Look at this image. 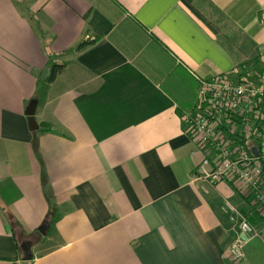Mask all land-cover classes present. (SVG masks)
Wrapping results in <instances>:
<instances>
[{
    "label": "crops",
    "instance_id": "1",
    "mask_svg": "<svg viewBox=\"0 0 264 264\" xmlns=\"http://www.w3.org/2000/svg\"><path fill=\"white\" fill-rule=\"evenodd\" d=\"M259 3L0 0V264H264L254 214L228 257L243 203L195 177L181 119L193 75L264 68Z\"/></svg>",
    "mask_w": 264,
    "mask_h": 264
},
{
    "label": "built area",
    "instance_id": "2",
    "mask_svg": "<svg viewBox=\"0 0 264 264\" xmlns=\"http://www.w3.org/2000/svg\"><path fill=\"white\" fill-rule=\"evenodd\" d=\"M259 2L264 25V0ZM243 70L237 66L209 78L193 75L198 83L196 103L181 119L200 153L195 177L229 183L264 216V72L249 70L241 77ZM223 204L234 233L228 257L239 262L244 257L243 236L253 234V229L238 206L228 200Z\"/></svg>",
    "mask_w": 264,
    "mask_h": 264
},
{
    "label": "trees",
    "instance_id": "3",
    "mask_svg": "<svg viewBox=\"0 0 264 264\" xmlns=\"http://www.w3.org/2000/svg\"><path fill=\"white\" fill-rule=\"evenodd\" d=\"M86 45H88V43L86 42V43H82V44H80V45H78V48H82V47H84V46H86ZM62 66H53V73H52V76L50 77V80H52L53 78H54V76H55V74L60 70V68H61ZM238 67H245V70H243V71H245V72H243L242 74H241V77H247L248 76V74H247V72H249V70H250V66L248 65V63H240L239 65H238ZM247 68V69H246ZM253 72H257V73H263L264 72V68H262V69H258V68H256V70L254 69L253 71H252V73ZM55 127V125L53 126L51 123H47V122H44V123H40V125H39V129H38V131H39V133H48V132H53V128ZM262 173H263V178H264V168H263V170H262ZM229 184V183H228ZM230 185V184H229ZM234 189V188H233ZM236 193H237V195L239 196V198L241 199V201H242V203H243V206L242 207H240L239 209L241 210V213L244 215V216H246L247 217V219H248V222L250 223V225H251V217H250V215L251 214H254V215H257V216H259V217H261L262 219H264V216H261V215H259L252 207H251V205H250V202H249V200L248 199H246L240 192H237L236 190H234ZM247 210L249 211V212H247ZM17 229H19V228H17Z\"/></svg>",
    "mask_w": 264,
    "mask_h": 264
},
{
    "label": "water",
    "instance_id": "4",
    "mask_svg": "<svg viewBox=\"0 0 264 264\" xmlns=\"http://www.w3.org/2000/svg\"><path fill=\"white\" fill-rule=\"evenodd\" d=\"M50 74V68H46L44 69V71H42V75H41V80L42 81H46V79L48 78ZM26 116L28 117V124H29V128L31 131H35L38 130V125L36 124L35 118H34V114H35V104L34 103H30L26 109L25 112ZM256 154V152L254 153ZM37 234H45V229L41 228L38 230Z\"/></svg>",
    "mask_w": 264,
    "mask_h": 264
},
{
    "label": "rangeland",
    "instance_id": "5",
    "mask_svg": "<svg viewBox=\"0 0 264 264\" xmlns=\"http://www.w3.org/2000/svg\"><path fill=\"white\" fill-rule=\"evenodd\" d=\"M260 67H263L262 65Z\"/></svg>",
    "mask_w": 264,
    "mask_h": 264
}]
</instances>
